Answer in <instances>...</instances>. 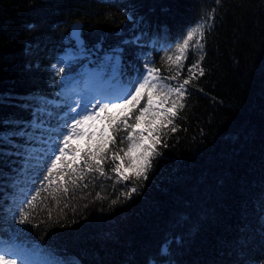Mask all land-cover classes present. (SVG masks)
Wrapping results in <instances>:
<instances>
[{
	"label": "trees",
	"instance_id": "trees-1",
	"mask_svg": "<svg viewBox=\"0 0 264 264\" xmlns=\"http://www.w3.org/2000/svg\"><path fill=\"white\" fill-rule=\"evenodd\" d=\"M75 23L82 48L70 37ZM201 24L203 37L197 31L176 61V46ZM134 35L139 45L121 43ZM117 45L125 64L154 60L161 84L175 87L192 76L183 108L159 133L149 179L117 182L106 164L108 178L92 173L76 185L49 187L37 183L35 162H26L48 145L27 147L15 137L20 147L0 154V237L26 245L46 264H144L151 257L161 264H264V0H0V132L31 131L37 116L55 127L74 76L85 67L117 75L102 59ZM68 53L73 57L65 59ZM58 60L65 64L60 75L52 67ZM103 118L100 130L108 127ZM133 186L138 192L128 199ZM34 187L40 194L29 208L20 202L36 195ZM18 205L31 213L23 225Z\"/></svg>",
	"mask_w": 264,
	"mask_h": 264
},
{
	"label": "snow or ice",
	"instance_id": "snow-or-ice-1",
	"mask_svg": "<svg viewBox=\"0 0 264 264\" xmlns=\"http://www.w3.org/2000/svg\"><path fill=\"white\" fill-rule=\"evenodd\" d=\"M219 2V0H217ZM127 11V10H126ZM129 19L132 17L129 15ZM135 22L133 21V24ZM29 29L35 25L29 24ZM204 25H198L187 34V38L181 44L176 46L179 53L175 57L179 61L184 56L189 46V41L197 31L201 37ZM75 35V32L73 33ZM141 37L133 36L131 39L121 41L123 45H139ZM101 45L97 44V50H101ZM26 51L31 52L30 45H26ZM125 48L119 45L110 48L104 52L103 62L106 70L112 67L116 68L117 75L115 79L120 83V88L116 92H107L103 96H92L86 99L84 96L79 98L71 97L65 101L64 108H61L62 119L57 122L55 127H45V122L37 116L35 121L29 122L28 128L18 130H6L0 132V154H3V147L13 145L20 147L16 143L15 137H23L24 144L27 147H33L34 142L47 144V148L36 153H28L26 162L34 161L33 171L39 173L37 183L47 182L50 187L59 182H65L76 185L78 180L83 179L86 175L98 173L101 177L108 178L105 171V165L110 166L109 170L115 174L114 178L129 181H147L149 173L153 169L154 159L160 155L156 145L160 143L159 133L167 124H171L176 116L173 111L183 108L179 101L184 97L186 85L190 83L192 76L185 79L183 83H178L172 87L160 83L159 69L154 65V60H144L140 57V64H134L131 59L124 63ZM172 59L171 56L168 57ZM203 59V57H201ZM115 62L114 64L111 62ZM142 65V66H140ZM56 74L60 75L65 71V64L61 60L52 66ZM196 67V65H193ZM69 72L73 71L72 66L68 65ZM191 73V69L189 70ZM200 75H204L203 69H200ZM170 80L176 79L175 76L168 77ZM57 95H60L57 93ZM112 110H118L116 116L106 115L103 119L108 121V127L99 130V138L96 132L88 131L87 127L90 121L101 119L99 113H110ZM39 111V109H38ZM176 129L173 127L172 131ZM154 133L156 135H154ZM51 139L52 143L48 144L45 135ZM87 139L88 144L81 146L78 142ZM95 141V145H93ZM126 143V148L118 147V144ZM111 146V147H110ZM71 155V159L68 157ZM82 159V163H78ZM127 164V167H125ZM131 172L132 175L126 173ZM65 177L68 178L65 181ZM87 186V185H85ZM36 195L29 199L27 196L21 204H27L32 207L36 196H39V190ZM63 191L67 192L68 187L64 186ZM138 192V187L133 186L125 193L128 199H131L133 193ZM113 204L117 201H112ZM19 219L17 223L23 225L30 221L31 213L24 208L17 206ZM13 219L16 218L17 211L7 209ZM261 230L264 231V193L261 196ZM179 223V222H178ZM247 240L244 237L236 241V247L243 252ZM167 242L161 245L160 254L164 255L168 249ZM264 252V248H262ZM0 261L5 264H36L35 261L26 258L22 250L6 251L0 249ZM50 264V262H49ZM144 264H161L155 257L147 258ZM167 264V262H163ZM236 264H247L240 259Z\"/></svg>",
	"mask_w": 264,
	"mask_h": 264
},
{
	"label": "water",
	"instance_id": "water-1",
	"mask_svg": "<svg viewBox=\"0 0 264 264\" xmlns=\"http://www.w3.org/2000/svg\"><path fill=\"white\" fill-rule=\"evenodd\" d=\"M74 32H75V35H73ZM81 33H82V25L74 24L70 31V37L79 46L84 45V40L81 37Z\"/></svg>",
	"mask_w": 264,
	"mask_h": 264
},
{
	"label": "rangeland",
	"instance_id": "rangeland-1",
	"mask_svg": "<svg viewBox=\"0 0 264 264\" xmlns=\"http://www.w3.org/2000/svg\"><path fill=\"white\" fill-rule=\"evenodd\" d=\"M90 81L93 86H100V84H103L101 80L98 79V74L95 72H90ZM114 111V110H112ZM102 114L99 113V116ZM95 125V124H94Z\"/></svg>",
	"mask_w": 264,
	"mask_h": 264
}]
</instances>
